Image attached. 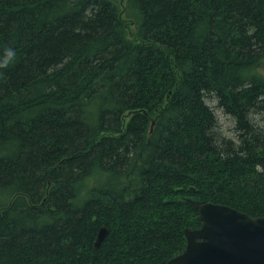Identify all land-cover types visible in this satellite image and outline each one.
Returning a JSON list of instances; mask_svg holds the SVG:
<instances>
[{"label": "trees", "instance_id": "16d2710c", "mask_svg": "<svg viewBox=\"0 0 264 264\" xmlns=\"http://www.w3.org/2000/svg\"><path fill=\"white\" fill-rule=\"evenodd\" d=\"M9 48L0 264H166L189 200L264 216V0H0Z\"/></svg>", "mask_w": 264, "mask_h": 264}, {"label": "water", "instance_id": "95a60500", "mask_svg": "<svg viewBox=\"0 0 264 264\" xmlns=\"http://www.w3.org/2000/svg\"><path fill=\"white\" fill-rule=\"evenodd\" d=\"M197 229H185V249L166 264H264V216L251 217L222 204L189 200ZM107 234L101 227L97 248Z\"/></svg>", "mask_w": 264, "mask_h": 264}, {"label": "rangeland", "instance_id": "374dc122", "mask_svg": "<svg viewBox=\"0 0 264 264\" xmlns=\"http://www.w3.org/2000/svg\"><path fill=\"white\" fill-rule=\"evenodd\" d=\"M134 27H132V31H134ZM212 107H214L215 114L217 115L219 124L222 126L223 133L227 136H232L233 130V120L231 117L225 115L220 109L217 108L216 103H210Z\"/></svg>", "mask_w": 264, "mask_h": 264}, {"label": "clouds", "instance_id": "9594fccd", "mask_svg": "<svg viewBox=\"0 0 264 264\" xmlns=\"http://www.w3.org/2000/svg\"><path fill=\"white\" fill-rule=\"evenodd\" d=\"M15 57V52L12 49H6L5 55L2 61H0V68L7 67Z\"/></svg>", "mask_w": 264, "mask_h": 264}]
</instances>
